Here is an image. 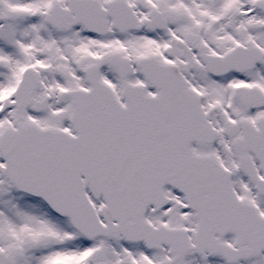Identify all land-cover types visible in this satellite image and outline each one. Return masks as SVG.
Masks as SVG:
<instances>
[{
	"label": "snow or ice",
	"instance_id": "obj_1",
	"mask_svg": "<svg viewBox=\"0 0 264 264\" xmlns=\"http://www.w3.org/2000/svg\"><path fill=\"white\" fill-rule=\"evenodd\" d=\"M0 264H264V0H0Z\"/></svg>",
	"mask_w": 264,
	"mask_h": 264
}]
</instances>
